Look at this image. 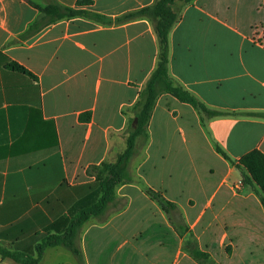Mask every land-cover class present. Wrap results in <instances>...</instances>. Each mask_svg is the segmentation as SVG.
Segmentation results:
<instances>
[{"label": "crops", "instance_id": "obj_1", "mask_svg": "<svg viewBox=\"0 0 264 264\" xmlns=\"http://www.w3.org/2000/svg\"><path fill=\"white\" fill-rule=\"evenodd\" d=\"M78 1L0 0V247L23 256L37 257L46 237L63 235L100 199L94 167L109 163L128 134L158 64L146 18L105 25L81 15L24 36L41 16L33 4L118 18L156 0ZM169 44L173 80L233 115L203 121L191 105L161 95L135 181L117 190L120 206L83 225L79 255L49 246L39 264H199L184 248L193 234L217 264H264V206L216 149L234 161L264 154V0H194ZM148 189L177 206L184 233ZM0 264L21 263L0 254Z\"/></svg>", "mask_w": 264, "mask_h": 264}, {"label": "trees", "instance_id": "obj_2", "mask_svg": "<svg viewBox=\"0 0 264 264\" xmlns=\"http://www.w3.org/2000/svg\"><path fill=\"white\" fill-rule=\"evenodd\" d=\"M193 1L194 0H156L151 6L138 11L126 13L118 18L106 17L95 13L84 12L75 8L64 7L55 2L47 6L33 4V6L41 12V16L29 28V31L25 33V37L35 34L44 26L55 21L81 15H85L105 25H118L146 18L152 22L155 33L158 37L159 59L156 69L141 91L139 101L132 109L133 117L131 118V125L128 131V146L125 154L115 163L104 162L101 165L94 167L97 180L102 188V195L97 203L83 210L74 217L67 231L63 235H51L46 237L43 242L37 246V257L23 256L19 253L10 252L0 247V254L4 258H12L17 263L21 264H39L46 247L59 245L65 246L79 255V252L75 247V241L79 231L91 218L102 215L108 205L115 200L116 188L126 181L127 163L136 155L135 150L138 139L141 137L148 138L149 122L157 100L163 93H170L181 102L191 104L201 112H207L210 118L233 115L232 113L222 111H207V106L203 102L199 101L188 90L175 85L174 80L170 75V32L181 20L183 9ZM89 4H92L91 0H79L77 5ZM9 67L16 71L27 72L24 67L16 62L10 63ZM248 116L260 117V115L257 114H249ZM216 149L219 154L241 170L244 182L251 185L260 197L264 206V154L259 150H254L244 155L239 161H234L219 146H217ZM246 171L251 172L255 183ZM105 173H107L106 178L103 177ZM147 193L153 200H156L166 212L170 211L172 208H176L174 203L166 200L161 194L156 193L151 189H148ZM195 254L196 256H205L199 252Z\"/></svg>", "mask_w": 264, "mask_h": 264}, {"label": "rangeland", "instance_id": "obj_3", "mask_svg": "<svg viewBox=\"0 0 264 264\" xmlns=\"http://www.w3.org/2000/svg\"><path fill=\"white\" fill-rule=\"evenodd\" d=\"M174 84L175 85H177V86H181V87H183L182 85H180L179 83H176L175 81H174ZM184 88V87H183ZM185 89V88H184ZM186 90V89H185ZM171 95V96H173L172 94H170V93H163L162 95ZM193 95V94H192ZM161 96V95H160ZM194 96V95H193ZM173 97H175V96H173ZM195 97V96H194ZM176 98V97H175ZM178 99V98H177ZM198 99V98H197ZM179 100V99H178ZM199 100V99H198ZM180 101V100H179ZM200 101V100H199ZM181 102V101H180ZM183 103V102H182ZM186 104H188V103H186ZM189 105H191V104H189ZM192 106V105H191ZM193 107V106H192ZM207 111H212L211 109H209L208 107H207ZM195 110L200 114V116H201V119L203 120V121H205L206 119H210V116H209V114L207 113V112H201V111H199L198 109H196L195 108ZM127 138H128V134H124V135H121V139L120 140H118V141H116L115 142V146L113 147V150H112V157H111V160H110V162L109 163H115V162H117V160L120 158V157H122L124 154H125V152H126V149H127V146H128V144H127ZM146 137H141V138H139L138 139V141H137V146H136V150H135V153H138L139 155L141 154V152L143 151V149H144V146H145V143H146ZM138 155V156H139ZM137 154L133 157V158H131L130 160H129V162L127 163V166H126V181L123 183V184H126V183H128V182H133V181H135V168H136V160H137ZM237 170L240 172V174H241V176H242V184L243 185H245V186H248L250 189H251V185H248V184H246L245 182H244V177H243V174H242V172H241V170L240 169H238L237 168ZM247 172V174L254 180V178H253V176L251 175V172H249V171H246ZM103 177L104 178H106L107 177V173H105L104 175H103ZM254 183H255V180H254ZM123 184H121V185H123ZM121 185H119L117 188H116V191H115V193H116V198H117V190H118V188L121 186ZM116 198H115V200L113 201V202H111L109 205H108V207H107V209L104 211V213L102 214V215H100V216H98L97 218H101V217H105L107 214H108V212L109 211H112L113 209H111L112 207H116V208H118L119 206H120V204H118V205H115V201H116ZM156 201V200H155ZM177 207V206H176ZM167 213H171L172 214V218H170L171 219V221H172V223H174L175 222V227H176V229L178 230V233H180V234H182V233H184L186 230H187V226H185L184 224H183V222H182V220H181V217H179L180 216V214L177 212V210H175V208H172L170 211H168ZM180 222V223H179ZM179 228V229H178ZM186 240H185V243H184V248L187 250V251H189L190 253H191V256L193 257V259L195 260V261H197L199 264H217L216 262H215V260L213 261L212 259H211V257H210V255L208 254V253H205V252H202L200 249H199V247L197 246V241H196V238H195V236H194V234L192 235V236H186ZM197 252H199V253H202V254H204L205 256L204 257H202V256H196V254L195 253H197Z\"/></svg>", "mask_w": 264, "mask_h": 264}]
</instances>
